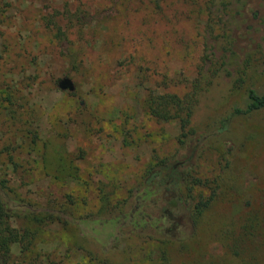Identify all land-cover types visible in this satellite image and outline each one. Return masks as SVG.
I'll use <instances>...</instances> for the list:
<instances>
[{
    "label": "rangeland",
    "instance_id": "rangeland-1",
    "mask_svg": "<svg viewBox=\"0 0 264 264\" xmlns=\"http://www.w3.org/2000/svg\"><path fill=\"white\" fill-rule=\"evenodd\" d=\"M251 89L264 0H0V189L29 208L9 264H264V110L216 135ZM196 92L185 147L150 101ZM180 159L215 199L180 243L136 233L133 195Z\"/></svg>",
    "mask_w": 264,
    "mask_h": 264
},
{
    "label": "trees",
    "instance_id": "trees-1",
    "mask_svg": "<svg viewBox=\"0 0 264 264\" xmlns=\"http://www.w3.org/2000/svg\"><path fill=\"white\" fill-rule=\"evenodd\" d=\"M199 97L200 93H197V96L194 95L193 101L183 103L173 95H158L151 99L150 110L157 119L180 118L183 134L181 144L185 145L184 138L188 133L187 129L191 124L195 109L194 105ZM248 100L246 108L235 106L232 109L229 116L222 120L221 127L216 130V135L225 132L235 117L251 116L264 110V94L260 95L254 89H251L248 92ZM183 113H186V115L183 116ZM212 134L202 137L203 143L212 140L210 138L214 136ZM196 153L197 151L194 150L189 158L190 161L194 162L196 160V155H194ZM192 165L182 159L174 162L165 160L159 161L149 170L143 185H141V190L137 191L132 197L133 202H135L134 209L126 222L134 228L132 229L136 233L147 234L150 239L151 237H158L163 243L175 244L181 242L179 238L181 230L186 227L195 229L199 218L209 208L215 199V195L213 193L209 197L200 196L198 202L194 201L191 193L194 187L200 186V182L197 179H191L188 174ZM21 206L26 207L27 210L29 209L27 205L22 204L8 192L0 189V264L10 263L12 245L17 243L23 245L27 240L25 234L12 229L9 223V219L17 215L16 211ZM155 210L158 211L159 218L155 220L147 218L148 212ZM118 219H122V217L114 218L115 221H118ZM125 221L122 220L121 222L125 223Z\"/></svg>",
    "mask_w": 264,
    "mask_h": 264
}]
</instances>
